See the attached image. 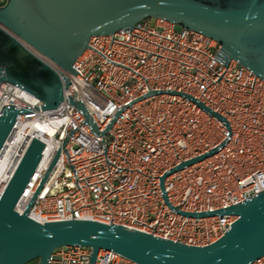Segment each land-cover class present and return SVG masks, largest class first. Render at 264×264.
<instances>
[{
    "label": "built area",
    "instance_id": "1",
    "mask_svg": "<svg viewBox=\"0 0 264 264\" xmlns=\"http://www.w3.org/2000/svg\"><path fill=\"white\" fill-rule=\"evenodd\" d=\"M87 41L53 109L39 110L36 97L0 83V110L8 104L27 108L17 114L0 150V163L5 160L0 190L35 136L43 148L15 203L18 212L56 151L58 156L28 218L119 223L195 246L219 238L235 216L180 212L221 209L264 189V80L234 59L225 66L215 40L162 18L146 17L130 29ZM149 89L162 93L136 100ZM170 90L195 97L227 126ZM69 97L84 105L99 131L119 112L107 131L95 134ZM211 148L216 152L166 174V204L160 177ZM89 253L84 245H62L45 264H87ZM94 256L93 264H137L110 249ZM249 264H264V254Z\"/></svg>",
    "mask_w": 264,
    "mask_h": 264
},
{
    "label": "water",
    "instance_id": "2",
    "mask_svg": "<svg viewBox=\"0 0 264 264\" xmlns=\"http://www.w3.org/2000/svg\"><path fill=\"white\" fill-rule=\"evenodd\" d=\"M146 17L162 18L215 40L225 66L234 59L264 80V0H3L0 3V83L16 84L36 97L40 101L39 110L53 109L63 100L69 75L75 73L73 62L88 47V39L121 28L130 29ZM169 92L192 100L227 126L223 116L195 97L182 91ZM152 93L162 92L149 89L136 100ZM67 101L81 111L83 122L90 124L95 134L107 131L119 112L116 111L99 131L84 105L73 97ZM26 112L24 106H2L0 150L17 114ZM41 148L40 139L31 136L0 190V264H23L33 260L35 264H45L51 250L62 245L90 247L87 264H93L99 249H110L137 264H249L264 254V189L221 209L181 211L193 217L216 213L235 216L222 235L206 245L179 243L137 229H126L119 223L92 219L44 223L32 220L27 215L30 204L58 151L48 162L21 212L15 209V203L32 175ZM216 150L211 148L202 155L182 160L160 177L159 186L166 204L162 186L166 174Z\"/></svg>",
    "mask_w": 264,
    "mask_h": 264
},
{
    "label": "bare ground",
    "instance_id": "3",
    "mask_svg": "<svg viewBox=\"0 0 264 264\" xmlns=\"http://www.w3.org/2000/svg\"><path fill=\"white\" fill-rule=\"evenodd\" d=\"M4 163H5V160H3V163H0V177L2 176V173H3L4 168H5Z\"/></svg>",
    "mask_w": 264,
    "mask_h": 264
},
{
    "label": "trees",
    "instance_id": "4",
    "mask_svg": "<svg viewBox=\"0 0 264 264\" xmlns=\"http://www.w3.org/2000/svg\"><path fill=\"white\" fill-rule=\"evenodd\" d=\"M3 2V0H0V3ZM36 263V260H33V262L31 264H35ZM23 264H26V263H23Z\"/></svg>",
    "mask_w": 264,
    "mask_h": 264
},
{
    "label": "rangeland",
    "instance_id": "5",
    "mask_svg": "<svg viewBox=\"0 0 264 264\" xmlns=\"http://www.w3.org/2000/svg\"><path fill=\"white\" fill-rule=\"evenodd\" d=\"M33 261H28V262H26V264H31Z\"/></svg>",
    "mask_w": 264,
    "mask_h": 264
}]
</instances>
